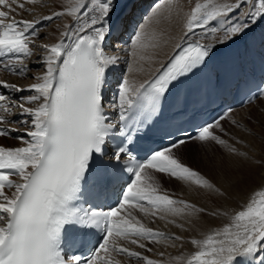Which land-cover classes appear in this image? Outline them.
Segmentation results:
<instances>
[{
	"label": "snow or ice",
	"instance_id": "1",
	"mask_svg": "<svg viewBox=\"0 0 264 264\" xmlns=\"http://www.w3.org/2000/svg\"><path fill=\"white\" fill-rule=\"evenodd\" d=\"M62 3V10L33 20H18V9L25 10V4L0 0V70L25 76L31 72L25 59L34 55V48L39 51L34 61L38 72L31 77L35 82L23 87L0 79V89L7 90L0 91V137L19 132L5 124L18 123L25 128L15 137L23 146H0V264H120L117 254L143 264H169L120 243L125 241L150 252L144 241L182 240L147 227L132 210L159 219L207 210L162 193L147 170L202 188L219 189L173 155V149L186 141L174 142L144 159L134 154L138 151V133L151 121L173 82L209 58L214 46L201 43L200 37L193 38L195 30L203 29V38L211 36L224 44L264 19V0H197L185 17L180 42L167 63L150 79L137 82L125 76L118 81L108 105L117 111L115 120L107 114L105 92L107 70L119 57L107 54L104 47L111 32L114 2ZM245 6L246 10H241ZM160 9L161 5H156L146 21L151 23L161 14ZM65 15L72 22L63 24L59 39L38 44L43 23ZM153 39L154 34L149 35L141 25L131 37L130 55L143 59L144 51L155 46ZM39 69H43L42 74ZM24 92L30 95L14 98V94ZM13 108L20 109L21 119H8ZM227 115L199 127L191 139L214 141L235 153L236 148L214 131L224 132L221 121ZM123 173L128 174L127 179L107 210L83 198L85 185L103 192ZM69 233L85 238L99 235L94 243L82 240L80 248L72 251L62 243ZM190 243L196 250L186 259L175 260L185 259V264H237L239 257L249 264H264V185L231 216L230 223L203 239L192 238ZM164 255L159 253L160 257Z\"/></svg>",
	"mask_w": 264,
	"mask_h": 264
},
{
	"label": "bare ground",
	"instance_id": "2",
	"mask_svg": "<svg viewBox=\"0 0 264 264\" xmlns=\"http://www.w3.org/2000/svg\"><path fill=\"white\" fill-rule=\"evenodd\" d=\"M195 1L197 0H166L158 4L161 5V14L152 19L151 23H148L146 18L150 17L153 10L145 17L141 25L144 26V30L149 35L154 34V39L151 43L155 46L148 47L144 51L143 59L134 58L128 53V69L126 76H128L130 80H135L137 82L143 81V79L149 77L159 67V64H161L172 52L174 45L180 41V37L184 31L183 25L185 17L190 12L191 5H194ZM201 2H203V0H201ZM165 5H171V7L168 8L165 7ZM63 6L62 0H37L36 3L25 4V10L18 9V15L29 19L33 15L40 16L45 13H50L52 10H62ZM29 9L31 11L28 12ZM69 19L70 17L65 15L54 22H50V24L42 30L39 40L43 43H53L57 41L59 38V31L62 30L63 24L69 23ZM263 22L264 21H262V24L256 25L255 35H264ZM58 26L60 27L58 28ZM192 35H197L202 38L206 44H211L214 47L218 45L216 40L211 36L203 38V29H196L195 33ZM216 35L219 36L220 33ZM37 53H39L38 50ZM130 64L132 65L131 72L129 71ZM37 72L38 69H31V72L25 76L10 77L9 79L19 83L31 82L34 81L31 77L36 75ZM39 72L42 74L43 69H39ZM262 98L264 97L258 98L252 104L243 106L240 109L228 111L226 119L221 121L222 126H224L226 121L236 114L233 124L227 126L221 138L227 141V145L235 147L237 151L233 153L229 151L228 146L218 144L217 148H215V154L217 155L214 154L211 155V157L209 156L210 158H207L206 162H209L211 166L210 169L205 168L207 172H205V169L202 170L201 168L197 169L194 167L195 171L206 177V179H208L215 188L219 189V191L198 187V185L193 186L190 183L183 185V183H180L181 181L179 182L177 180L176 182L171 177H168V175L163 173L159 174L153 170H147L161 188L163 187L161 184L164 185L165 183H167L166 185H170L173 190L177 188L176 190H180L179 194L182 195V197H180L182 200L188 203H190L189 200L193 201L197 207L205 208L208 214L189 215L186 213L177 216H166L164 219H159L151 216H143L142 213H139L137 217L140 219L141 217L143 219L145 218L144 220L141 219V221L147 227L163 232L166 236H180L182 240L162 239L158 243H153L154 245L152 246L148 244L147 247L152 249L150 252L132 244L127 247L142 252L143 255L149 258L169 261V264H185V259L196 250L190 243L192 238L200 239L197 237L198 235L204 238L213 229V226L223 227L225 224L230 223L231 217L230 215L228 216L229 208L234 211L241 209L245 203L243 201L246 198H244V200L241 199H243L250 190H253L249 188V185L253 181L260 182L264 180V101H261ZM246 111H248V113H246ZM195 141L199 140L186 141L185 144L173 149L176 157L177 154L180 157H208V154H210L209 152L201 153V151H204L203 148L194 152L183 151V149H185L183 147H191ZM11 143H18L17 145L19 146L22 145L20 140L0 138V145L6 146L7 144L11 145ZM205 146L207 147V145ZM216 149H221L223 151V158H221V160L219 157L220 155H218L219 152ZM182 163L188 165L185 162ZM245 184L247 185L246 187ZM218 204L219 207L217 206ZM210 213H215V215H212L213 217L211 215L209 216ZM160 252L165 254L164 257L159 256ZM175 257H183L185 259L175 260ZM133 260L123 261L122 263L143 264L142 261Z\"/></svg>",
	"mask_w": 264,
	"mask_h": 264
},
{
	"label": "rangeland",
	"instance_id": "3",
	"mask_svg": "<svg viewBox=\"0 0 264 264\" xmlns=\"http://www.w3.org/2000/svg\"><path fill=\"white\" fill-rule=\"evenodd\" d=\"M164 1H166V0H164ZM164 1H162V2H164ZM161 2V3H162ZM195 2H197V1H195ZM195 2H194V5H195ZM194 5L192 4L191 5V8L192 7H194ZM241 10H246V6L244 7V8H242ZM262 21H264V19H261V20H258L255 24H252V26L250 27V31L251 32H255V29H256V25L257 24H262ZM264 23V22H263ZM264 98H262V102L264 101L263 100ZM261 102V103H262ZM246 113H248V111H246ZM238 115V114H237ZM242 115V114H241ZM234 117H236V114L235 115H233L232 117H231V119H229L228 121H226V123L224 124V126H223V128H224V132H225V130H226V128H227V126H229V125H231V124H233V121H234ZM232 122V123H231ZM251 124V123H250ZM252 124H253V122H252ZM214 131H215V133L217 134V135H220V136H222L223 134H224V132L223 133H221L220 132V130L219 129H214ZM6 139V138H5ZM207 142V143H206ZM214 141H195L193 144H192V146L190 147H188V146H185V147H183V148H185V149H183V151H185V152H188V151H191V152H194V151H199L198 149H204V151H201V153H204V152H209L210 154H208V157L206 156L205 158H200V157H196V156H188V157H180L178 154H177V158L178 159H180L181 160V162H185V163H187L188 165V167H190V168H192L193 170H194V167H196L197 169H210V165H209V162H206L207 161V158H210L211 157V155H214L215 154V148H217V143H213ZM10 144V143H9ZM215 144V145H214ZM8 145V144H7ZM11 145H14L15 146V144H12L11 143ZM205 145H207V147L205 146ZM3 146V145H2ZM17 146H19V145H17ZM216 150H218V155H220L219 157H220V160H221V158H223L222 156H223V151L221 150V149H216ZM220 150V151H219ZM179 151H180V149H179ZM215 155H217V154H215ZM175 156H176V154H175ZM210 156V157H209ZM185 158V159H184ZM204 160V161H203ZM259 165V164H258ZM205 169V172H207V170ZM157 173V172H156ZM201 175V174H200ZM201 176H203V175H201ZM169 177V176H168ZM204 177V176H203ZM205 179H206V177H204ZM173 180H175L176 182H177V179H173ZM208 180V179H207ZM179 182H180V180H178ZM155 182L158 184V182L155 180ZM262 182V183H261ZM180 183H183V185H185V184H189L190 182H184V181H181ZM167 183H165L164 185H162L161 184V186H163L162 188L159 186V189H160V191L161 192H163V191H166L164 188H167L168 190H171L172 192H173V194L176 196V197H178V198H180V197H182V195L181 194H179L180 193V190H173V188H171V186L170 185H166ZM191 185H193V186H196V184H194V183H190ZM262 185H264V180H262V181H260V182H256V181H253L249 186V188H251V189H253V190H250L244 197H243V199H241V200H244V198H246L243 202H245L244 203V205L242 206V208L241 209H239V210H233V209H231V208H229L230 210H229V212H228V216L230 215V217L232 216V215H234L235 214V212H237V211H240V210H242L243 209V207L249 202V200H250V197L254 194V191H258V190H261V186ZM247 185L245 184V187H246ZM198 187H200V186H198ZM243 189V188H242ZM179 194V195H178ZM181 195V196H180ZM248 197V198H247ZM190 201V204H194L193 203V201H191V200H189ZM215 204H217V203H215ZM195 205V204H194ZM218 207H219V204L217 205ZM187 212H185L184 214H186ZM208 214V212H206V213H204V215H207ZM143 216H145V215H143ZM209 216H210V214H209ZM212 216V215H211ZM140 217V216H139ZM213 217V216H212ZM141 219H143L142 217H141ZM145 219V218H144ZM143 219V220H144ZM216 226H213V231H215V230H217V229H220V228H222V227H216ZM210 231L209 232V234H211L213 231ZM197 237H199L200 239H203V236H201V235H198ZM149 245H154L153 243H151V244H149ZM134 261V260H133ZM136 261H138V260H136Z\"/></svg>",
	"mask_w": 264,
	"mask_h": 264
}]
</instances>
